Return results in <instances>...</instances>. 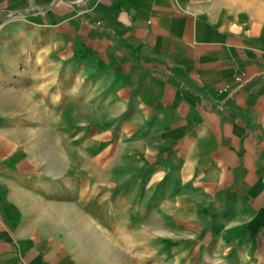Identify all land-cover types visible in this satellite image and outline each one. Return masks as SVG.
<instances>
[{
	"label": "crops",
	"instance_id": "1",
	"mask_svg": "<svg viewBox=\"0 0 264 264\" xmlns=\"http://www.w3.org/2000/svg\"><path fill=\"white\" fill-rule=\"evenodd\" d=\"M225 3L0 0V264H264V33Z\"/></svg>",
	"mask_w": 264,
	"mask_h": 264
},
{
	"label": "rangeland",
	"instance_id": "2",
	"mask_svg": "<svg viewBox=\"0 0 264 264\" xmlns=\"http://www.w3.org/2000/svg\"><path fill=\"white\" fill-rule=\"evenodd\" d=\"M222 1H224V0H219L218 2H215V3L217 4V3L222 2ZM250 1L251 0H243L244 3H242V4H240L239 1L236 2V3H232L231 1H226L227 3L222 4V7L226 10V11H224V14L227 15L228 18L230 16L234 17V15L237 14V13L240 14V15L237 14V16L242 17V18H239L238 20L241 23H243L244 26L249 27V28L253 27L255 30H258V34L260 35V34L264 33V14L262 13L263 11L259 12L258 15L257 14H252L253 10L251 9ZM246 4H247L248 7L246 6ZM55 89H58V86H52V92L55 91ZM51 109H52L53 113H57L58 112V109H59L58 100L55 101L54 103L52 102ZM86 123H88V125H91V124H89L88 121H86ZM52 124H53V122H52ZM102 125L103 124H101V125L98 124V125H95V126L96 127H99V126L106 127L107 124H104L103 126ZM61 139L62 138L59 137L58 133H52L51 134V141H55V143L57 145L60 144ZM59 151H60V149H58V148L51 149V152L53 153L51 155V157H53L55 155L57 156L59 154ZM172 249H173V246H171L169 249H167L166 252L169 253L170 251H172ZM197 256H199V255L195 256V260L193 261L192 264H202L201 260H198L196 258ZM205 264H218V262H205Z\"/></svg>",
	"mask_w": 264,
	"mask_h": 264
},
{
	"label": "bare ground",
	"instance_id": "3",
	"mask_svg": "<svg viewBox=\"0 0 264 264\" xmlns=\"http://www.w3.org/2000/svg\"><path fill=\"white\" fill-rule=\"evenodd\" d=\"M219 0H216L215 2H218ZM224 1H231V2H233V3H236L237 1H239V0H224ZM243 2V1H242ZM244 3V2H243ZM256 3V2H255ZM232 4V3H231ZM246 6H247V4H246ZM248 7V6H247ZM256 7H258V6H256ZM263 11V12H262ZM260 12H262L263 14H264V9L263 10H261ZM253 14V13H252ZM259 18V17H258ZM260 20V19H259ZM65 156V155H64ZM49 160V159H48ZM47 162V161H46ZM52 208V207H51ZM53 210V209H52ZM84 233V232H83ZM88 233V232H87ZM81 242V241H80ZM88 243V242H87ZM106 243V242H105ZM91 244V243H90Z\"/></svg>",
	"mask_w": 264,
	"mask_h": 264
}]
</instances>
